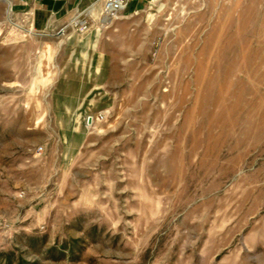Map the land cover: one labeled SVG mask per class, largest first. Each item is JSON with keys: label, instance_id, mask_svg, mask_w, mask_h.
Listing matches in <instances>:
<instances>
[{"label": "rangeland", "instance_id": "1", "mask_svg": "<svg viewBox=\"0 0 264 264\" xmlns=\"http://www.w3.org/2000/svg\"><path fill=\"white\" fill-rule=\"evenodd\" d=\"M8 1L0 264H264V0L101 14L108 65L72 114L67 35Z\"/></svg>", "mask_w": 264, "mask_h": 264}, {"label": "crops", "instance_id": "2", "mask_svg": "<svg viewBox=\"0 0 264 264\" xmlns=\"http://www.w3.org/2000/svg\"><path fill=\"white\" fill-rule=\"evenodd\" d=\"M101 0H11L10 4L18 11L19 16H28L29 23L40 31H54L66 25L71 17L90 7L93 3L92 22L85 33L66 27L67 35L62 45V69L59 82L76 84L73 89L76 94H67L64 112L74 113L81 109L89 99L90 94L98 87V79L103 69L108 65L107 53L101 48V13L97 6ZM143 0H128L129 8L137 10ZM125 9V8H124ZM95 11V12H94ZM122 11V10H121ZM63 35V34H61ZM101 83V82H100ZM96 85V86H95ZM66 96V95H65ZM74 101V102H72Z\"/></svg>", "mask_w": 264, "mask_h": 264}, {"label": "built area", "instance_id": "3", "mask_svg": "<svg viewBox=\"0 0 264 264\" xmlns=\"http://www.w3.org/2000/svg\"><path fill=\"white\" fill-rule=\"evenodd\" d=\"M128 5V0H102V12L103 18H109L116 16L117 13ZM94 3L87 9H83L75 13L70 21L58 29L59 34H64L66 27H71L74 31L79 33H85L89 30L92 22V9ZM12 9V7H11ZM28 18V16H26ZM32 26V25H31ZM32 28H34L32 26ZM35 29V28H34ZM31 30V29H30ZM100 114V113H99Z\"/></svg>", "mask_w": 264, "mask_h": 264}, {"label": "bare ground", "instance_id": "4", "mask_svg": "<svg viewBox=\"0 0 264 264\" xmlns=\"http://www.w3.org/2000/svg\"><path fill=\"white\" fill-rule=\"evenodd\" d=\"M9 2V4H10V1H8Z\"/></svg>", "mask_w": 264, "mask_h": 264}]
</instances>
